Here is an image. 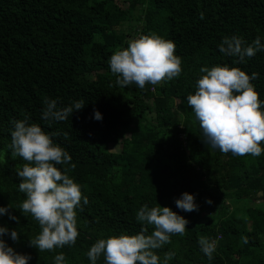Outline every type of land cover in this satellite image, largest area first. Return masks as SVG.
Returning <instances> with one entry per match:
<instances>
[{
	"label": "trees",
	"instance_id": "trees-1",
	"mask_svg": "<svg viewBox=\"0 0 264 264\" xmlns=\"http://www.w3.org/2000/svg\"><path fill=\"white\" fill-rule=\"evenodd\" d=\"M125 25L131 34L119 30ZM152 33L175 43L181 74L143 89L117 85L110 56ZM232 36L246 45L260 37L264 44V0H0V207L10 206L19 218L17 224L0 215V227L19 234L15 242L5 235V243L30 255L28 264H55L61 252L64 264H92L87 252L98 239L136 234L143 226L136 213L158 204L189 221L185 235H172L156 250L160 264L170 251L176 255L168 264H264V152L235 156L203 143L187 103L204 75L200 69L224 64L258 73L251 83L264 101V50L234 63L238 57L219 51ZM45 98L57 100L58 108L80 99L85 105L65 121H45ZM25 115L56 133L54 143L71 156L57 167L76 165L68 174L88 203L82 199L77 209L74 245L30 246L41 228L20 208L26 194L17 170L25 161L10 147L13 121ZM184 192L194 195L198 211L176 207ZM201 236L217 241L211 261ZM96 264H105L103 257Z\"/></svg>",
	"mask_w": 264,
	"mask_h": 264
},
{
	"label": "clouds",
	"instance_id": "clouds-1",
	"mask_svg": "<svg viewBox=\"0 0 264 264\" xmlns=\"http://www.w3.org/2000/svg\"><path fill=\"white\" fill-rule=\"evenodd\" d=\"M201 19L203 14L201 13ZM175 43L152 33L141 35L129 42L127 48L119 49L110 56L109 66L112 74L117 75L115 83L121 87L135 83L141 89L146 84L156 85L171 81L181 74L182 60L175 55ZM264 50L260 37L251 44L238 36L224 37L219 51L225 56L238 57L234 63H243L257 52ZM204 73L196 81V91L187 96V103L199 121L205 140L212 148L235 156L258 157L264 152V101L259 99L252 80L258 73L251 75L239 67L227 64L211 68L202 67ZM42 119L45 121H65L73 112L81 110L85 101L80 99L69 106L57 107V100L45 98ZM94 118L102 119L94 110ZM11 131L12 156L21 157L25 163L17 170L21 178L19 191L26 194L20 205L25 213H30L41 228L40 233L30 240V246L39 251H52L66 245H74L79 235L77 230V209L81 200L86 205L88 199L82 196L81 186L69 176L75 169L57 167L71 162L69 153L38 124L29 123V118L13 121ZM211 204V200H206ZM176 207L185 212L198 211L193 194L184 192L175 200ZM10 206L0 207V215L8 214L9 219L19 224V218L11 215ZM82 210V209H81ZM137 222L143 226L136 234H119L98 239L88 250L87 257L96 262L103 257L105 264H160L156 250L170 243L172 235H185L189 223L183 216L169 207L142 206L136 213ZM148 225L154 226L149 234ZM10 235L15 242L18 232L0 227V264H28L30 255L20 254L9 247L3 237ZM247 243V239H244ZM201 251L211 261L217 241L206 236L198 240ZM175 252H166L163 264L175 257ZM55 264H64L65 255L61 252L54 257Z\"/></svg>",
	"mask_w": 264,
	"mask_h": 264
},
{
	"label": "rangeland",
	"instance_id": "rangeland-1",
	"mask_svg": "<svg viewBox=\"0 0 264 264\" xmlns=\"http://www.w3.org/2000/svg\"><path fill=\"white\" fill-rule=\"evenodd\" d=\"M129 27L128 26H124V27H122V28H119V30H124V31H126V32H129V34H131V31L128 29ZM131 36V35H130ZM259 202V200H256L255 201V203H258ZM242 215V212H241V214L239 215V216H241ZM243 216V215H242ZM262 242H264V238H262Z\"/></svg>",
	"mask_w": 264,
	"mask_h": 264
}]
</instances>
